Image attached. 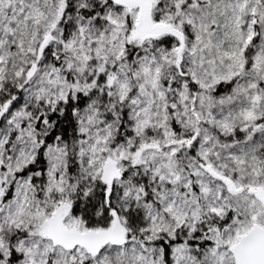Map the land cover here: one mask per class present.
<instances>
[{
  "label": "snow or ice",
  "instance_id": "obj_1",
  "mask_svg": "<svg viewBox=\"0 0 264 264\" xmlns=\"http://www.w3.org/2000/svg\"><path fill=\"white\" fill-rule=\"evenodd\" d=\"M0 264H264V0H0Z\"/></svg>",
  "mask_w": 264,
  "mask_h": 264
}]
</instances>
